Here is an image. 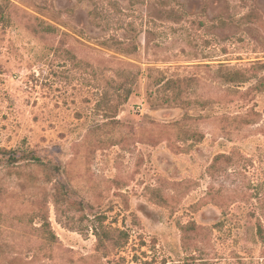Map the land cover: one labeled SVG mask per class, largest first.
Here are the masks:
<instances>
[{
	"label": "rangeland",
	"instance_id": "374dc122",
	"mask_svg": "<svg viewBox=\"0 0 264 264\" xmlns=\"http://www.w3.org/2000/svg\"><path fill=\"white\" fill-rule=\"evenodd\" d=\"M0 18V264H264V0H0ZM100 215L127 247L98 250Z\"/></svg>",
	"mask_w": 264,
	"mask_h": 264
},
{
	"label": "trees",
	"instance_id": "16d2710c",
	"mask_svg": "<svg viewBox=\"0 0 264 264\" xmlns=\"http://www.w3.org/2000/svg\"><path fill=\"white\" fill-rule=\"evenodd\" d=\"M1 20L3 18H0ZM229 82L231 83H246L248 82V78L246 76L241 75L240 72H234L232 77H229ZM131 95L130 90H126L124 96L121 97V101L119 105H123L126 103ZM179 99L178 95H173L170 97V102H177ZM185 103V102H183ZM2 149L0 148V154L2 153ZM4 153V152H3ZM12 159L11 157L9 158ZM14 159V158H13ZM32 159L37 163H42L39 158L36 156H32ZM14 161V160H12ZM107 218L105 215H100L95 218V224L92 226V231L97 240V247L99 251H105L108 248L113 250H122L127 247L130 239L129 233L121 228H115L110 224H107ZM39 235L43 239V242L48 245H53L58 242V237L54 233L51 228L50 223L46 218L42 219V224L40 228H38ZM259 236L263 239L262 229L260 228Z\"/></svg>",
	"mask_w": 264,
	"mask_h": 264
}]
</instances>
